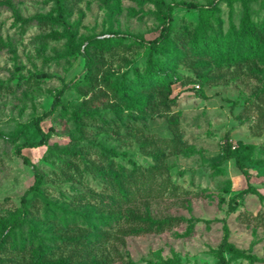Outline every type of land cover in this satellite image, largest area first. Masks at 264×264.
<instances>
[{"label": "rangeland", "instance_id": "374dc122", "mask_svg": "<svg viewBox=\"0 0 264 264\" xmlns=\"http://www.w3.org/2000/svg\"><path fill=\"white\" fill-rule=\"evenodd\" d=\"M211 1L215 45L196 49L199 12L177 4ZM54 6L0 0V264H213L225 226L256 257L231 264H264V200L237 196L248 185L264 195V31L258 45L240 36L242 5L225 0H67L71 37L25 22ZM248 6L264 21V0ZM167 12L173 50L158 70L173 79L170 94L148 76L142 44ZM70 45L89 54L88 66ZM38 73L74 81L40 122L46 144L28 147L39 134L26 124L63 85ZM226 134L246 175L222 160ZM34 169L42 183L17 221Z\"/></svg>", "mask_w": 264, "mask_h": 264}, {"label": "trees", "instance_id": "16d2710c", "mask_svg": "<svg viewBox=\"0 0 264 264\" xmlns=\"http://www.w3.org/2000/svg\"><path fill=\"white\" fill-rule=\"evenodd\" d=\"M54 1V10L55 15H33L29 18L25 19L26 23L32 22V21H47L49 23H54L55 25L61 26L63 28V32L60 34H56V36H67L71 37V24L66 18L65 14V2L67 0H53ZM252 0H225V2L228 5H231L234 2H239L242 5L243 8V16L240 21V26L238 30V34L246 39H248L252 44L258 45L259 43V30L262 29L264 31V21L259 23H254L253 20L250 18L249 14V6L248 2ZM183 8L186 9H195L199 12L200 22L197 26V31L194 33V43L192 44L193 47L196 49L199 47L200 44L199 41L204 42L205 40L209 44V46H214V37L212 34V27L211 22L209 21L210 18H213V20L218 21L215 18L217 8L214 2H208L205 4H199L195 2H180L177 4ZM171 21L172 16L170 12L166 13V20L165 24L162 26L161 31L159 33V36L156 38H153L151 40L143 41V45L146 47V70L148 76H154L160 81H164L165 87L167 90V93H171L170 86L173 83V79H164V75L162 72H159L158 69L163 67V64L165 60L172 56V47H173V41L170 38L171 33ZM87 42L91 40V38L86 39ZM219 45H221L219 43ZM169 46V51H164ZM70 48L72 50H75V52H79L80 46L73 47L70 45ZM79 54L84 58L85 65L87 66L90 64L91 60L89 58V54L87 52H79ZM170 77H173L174 79L177 77L174 72H169L168 74ZM38 78H45V79H52V78H58L62 83V87L58 90V92L55 94L51 106L48 110L44 111L39 116L31 119L26 126H33L38 134L39 139L37 141L29 142L25 144V146L28 147H36L45 145L46 141L48 139V134L44 132L40 127V122L43 120H46L49 118L51 112L53 109L62 103V96L66 89L70 88L73 84L74 78L68 82H64L62 77L56 76L51 73H38ZM232 109V108H230ZM75 119H78V112L74 111ZM241 145H245L242 142H240ZM222 160L226 159H234L236 167L244 174L246 175V171L244 168V162L236 148H233V144L228 137V134L224 136V144L222 147ZM18 155H21V158L25 163H31L30 159L26 156L22 155L19 150H17ZM34 181L33 183L24 190L23 194L20 198V206H19V214L17 217V221L21 219V215L23 211H25L26 206V196L28 193L32 191L38 190L42 183V176L39 173L38 170L34 169ZM245 193H251L256 195L260 200H264V195L259 192L256 188H254L251 185H248L246 188L238 192L237 196H241ZM235 201V197L233 196L230 199L229 202V209H233L232 203ZM47 244L43 242H39V253H44L46 251ZM216 260L213 264H231L232 261L238 259V258H246L249 260H254L256 257L252 255L248 250H244L241 248H238L235 246L230 240H229V233L228 229L225 226L223 237L217 246L216 249H214ZM228 255V256H227ZM178 260L176 258H168L163 260L164 264H174L177 263ZM31 264H42L39 261V257L35 258Z\"/></svg>", "mask_w": 264, "mask_h": 264}]
</instances>
